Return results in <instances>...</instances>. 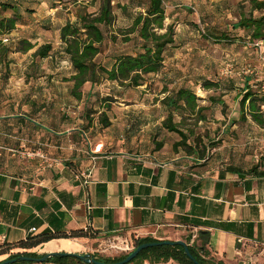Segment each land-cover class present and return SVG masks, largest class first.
<instances>
[{
  "label": "crops",
  "instance_id": "0c3cea01",
  "mask_svg": "<svg viewBox=\"0 0 264 264\" xmlns=\"http://www.w3.org/2000/svg\"><path fill=\"white\" fill-rule=\"evenodd\" d=\"M41 82L35 90L0 97L12 102L0 109V246L43 233L90 231L94 238L53 240L33 250L87 254L107 241L199 245L207 235L208 257L222 264H264V177L229 171L239 166L218 150L203 160L168 144L156 150L165 113L149 92L117 98L113 125L101 130L95 119L86 147L81 126H48L49 111L28 109L47 100ZM107 84L97 89L107 93ZM88 169L93 173L85 184ZM6 259L0 255V263Z\"/></svg>",
  "mask_w": 264,
  "mask_h": 264
},
{
  "label": "trees",
  "instance_id": "16d2710c",
  "mask_svg": "<svg viewBox=\"0 0 264 264\" xmlns=\"http://www.w3.org/2000/svg\"><path fill=\"white\" fill-rule=\"evenodd\" d=\"M55 1L58 4L64 5V0ZM167 1L127 0L125 4L118 3L117 6L122 12L121 15L125 16L131 22L125 31L122 29V35L124 37L122 42L125 44L133 42V50L128 52L115 50L112 54L107 55L103 62L99 61V57L103 55L104 45L108 42L114 45L118 44V35L113 32L107 33L105 30L114 28L117 24L118 18L114 10V0H90L87 1L89 3H82L80 0L71 1L72 5L82 3L83 9H80L75 19H69L58 31V37L61 42L60 54L64 56L65 61H67L72 70L69 77H65L64 79L65 82L69 83L68 92L70 98L84 102L86 107L91 100H97V104H99L97 113H93L92 111L88 113L92 117H95V119H98V126L101 130H108L113 125L112 114L114 108L112 107L110 109L106 104L114 106L119 100L117 98H120V96L128 97L130 92H133V97L140 96L141 93L145 95L150 91L144 90L139 93L137 91L142 87L147 88L149 84L148 79L152 76L161 75L166 68L167 52L169 48L176 44V33L173 25H166ZM252 2L256 10H264V0H253ZM8 6H11L10 9L14 10L16 17L0 20V60L2 64L1 71L4 70V81H8L12 76L13 62L8 60L12 49L4 46L3 42L5 38L9 39L11 32L18 25L19 18H21L18 8L12 5ZM64 6L66 8L69 7L67 4ZM96 6H99L98 9H96ZM93 8L94 10H92ZM4 9H8L6 5ZM234 28L247 31L254 44L259 41H264V14L259 17L243 18ZM203 34L208 42L218 45L234 43L232 38L227 35L216 36L206 32H203ZM54 50L55 48L52 43L38 45L28 40L22 41L16 49V52L23 54L32 52V63L27 71V79L30 82L33 81V90L36 89V81L45 75L43 73L44 66H42V63L45 60L54 59ZM256 54L260 58V53L257 50ZM253 76V74H250L244 78V90L241 94V96L243 95L241 100L242 119L246 120V113H248L257 125L264 128V90H262L260 83L255 82L256 78ZM51 81L49 80L46 88L54 86L53 83H50ZM105 83L111 84V89L107 93H103L97 89ZM174 84L176 85L175 82L166 84L163 81L159 82V85L162 87L158 95H156L157 97H155L154 102L161 103L165 114L164 120L158 126L159 134L155 136L154 144L162 132L177 134L181 139L173 145L175 152L181 153L180 148H183L186 152L184 155L186 156L198 160L210 158L212 152L221 148L220 141L213 139L210 147L204 145L201 148L199 145H193L189 141L194 135V132L185 129L183 127V121H175L176 116L184 120V116L188 114L189 118L196 119L198 123L205 122L207 117L203 113L208 108L199 105L202 99L190 87H186L183 84L171 88ZM214 86H216L215 83L207 81L202 87L211 89ZM217 86L219 85L217 84ZM254 86L258 87L259 90L254 91ZM1 91L2 88H0V97L6 99L8 95H3ZM51 96H54L56 99H52L51 97L45 103L32 102L28 109L35 112L43 109L51 111L54 102H56L55 100H58L56 95ZM48 100H51V102ZM212 101L217 102L216 99H212ZM11 103L9 102V104ZM64 110L69 113L71 106H64ZM95 119L92 120L91 124L86 125L87 120L85 114L80 119L82 123L79 126L82 127L85 134H88L86 137L85 135L83 136V133H80L81 141L83 144H86V147L89 139H92L93 134H95V131L92 134L88 133ZM232 123H235V120ZM163 147L164 142L161 141L157 147L155 146V149L160 150ZM262 168L263 165L261 164L254 165L248 170L240 166H230L228 170L239 174L241 178H246L247 176L264 177V170ZM95 236L90 231H76L71 234L43 233L37 236H30L25 241L17 244L0 246V255H7L8 259H18V262L14 264H36L35 262L21 261L20 258L43 257L44 254L40 255L37 252H33V250L53 240L94 238ZM201 237H207V239H203L202 244L198 245L196 241L193 244L188 242L189 250L198 264H222L208 257L209 252L206 247L209 243L208 236L201 235ZM155 242L158 241L152 238L138 239L135 240V248L142 244ZM127 255L117 257H99L98 255H94V257L101 262L110 264L124 260ZM146 261L151 264H162L169 261H174L177 264H196L188 257L185 249L181 246H158L149 248L142 251L130 264H139ZM47 263L85 264L75 257L51 258Z\"/></svg>",
  "mask_w": 264,
  "mask_h": 264
},
{
  "label": "rangeland",
  "instance_id": "374dc122",
  "mask_svg": "<svg viewBox=\"0 0 264 264\" xmlns=\"http://www.w3.org/2000/svg\"><path fill=\"white\" fill-rule=\"evenodd\" d=\"M73 0H64V5H69L66 11L64 5L56 3L55 0H0V20L16 17L12 5L19 9L20 17L16 29L11 32L9 42L4 46L10 47L12 53L8 60L12 61V76L8 81L3 80L4 70L0 69V88L5 96L10 94H20L28 92L33 86V81H28L27 71L32 63V52L23 54L16 52L22 41L28 40L33 44L52 43L55 48L53 60H45L43 73L40 78L42 87H46L49 80L54 86L46 88L44 93L47 99L51 95H56L53 108L49 111L50 117L48 126L60 123L62 129L79 126V121L85 114L87 122L91 124L95 117L88 112L97 113V100L93 99L87 107L84 102L76 101L69 97V83L65 82V77H69L72 70L61 52V42L58 37L59 29L66 24L67 19L75 18L82 3H89L90 0H80L82 3L72 5ZM253 0H168L166 25H173L176 33V44L169 48L167 52L166 68L159 76L149 78V84L145 90L150 91L151 100L158 95L163 83L175 82L171 88L185 85L196 92L202 99L199 105L207 107L204 111L207 120L198 123L196 119L184 116V120L176 116V122H182L184 128L193 131L194 135L189 141L193 145L203 147L213 142V139L220 141L219 153L225 159H235V163L244 169L252 166L264 165V128L257 125L246 113V120L242 119L241 100L243 98L244 78L250 74L249 69L254 71V78L261 80L264 77L262 62L257 57L252 38L243 29H235L243 18L259 17L264 14V10H256ZM263 1V0H258ZM117 24L113 28L105 29L107 33L113 32L118 35V44L108 42L104 45L103 55L99 61H105L107 55L115 50L128 52L133 50V42L123 43L122 29L130 26L131 22L121 15L118 3L125 4L127 0H114ZM7 6V10L4 6ZM99 6H96L98 9ZM56 9V10H55ZM53 10V11H52ZM94 10V8L92 9ZM203 32L216 36L227 35L234 41L233 44H215L208 42L204 38ZM262 51L264 52V46ZM0 65L1 60H0ZM209 67V68H207ZM257 74V75H256ZM52 77L51 79H49ZM49 79V80H48ZM39 79L36 83H40ZM212 81L216 86L205 89L202 86L205 82ZM217 84L219 86H217ZM111 84H107L106 89H111ZM258 91V87H253ZM140 91H137L138 93ZM133 95V92L128 94ZM105 99L106 96H104ZM52 99H56L54 96ZM216 99L217 102H213ZM51 102V100H48ZM224 103V104H223ZM8 101L0 102V109H7ZM51 105V103H50ZM64 106H71L69 113L65 112ZM85 106V108H84ZM110 109L116 108V104L108 105ZM129 109L139 111L140 106H133ZM86 112V113H85ZM264 112V108H263ZM235 120V123L232 121ZM160 141L168 144L173 149L175 142L180 140L177 134L165 133L160 137ZM158 139V140H159ZM196 141V142H195ZM160 142L156 140L157 147ZM181 153L185 150L180 148ZM113 241V239H112ZM135 249V244L105 242L94 247L92 256L117 257L127 255ZM43 255V253H38Z\"/></svg>",
  "mask_w": 264,
  "mask_h": 264
},
{
  "label": "water",
  "instance_id": "95a60500",
  "mask_svg": "<svg viewBox=\"0 0 264 264\" xmlns=\"http://www.w3.org/2000/svg\"><path fill=\"white\" fill-rule=\"evenodd\" d=\"M158 246H181L185 249L186 254L190 259H192L196 264H198L197 260L191 254L189 247L186 242L178 240V241H158L155 243H146L142 244L139 247L135 248L131 253L127 255V257L118 262V263H110V264H130L133 260H135L142 251L147 250L149 248L158 247ZM56 257H75L79 260L83 261L85 264H108L99 261L91 254H78V253H66V252H52L46 253L41 258H30V257H21V261L27 262H35V263H47L51 258ZM18 262V259H6L5 261L1 262L0 264H14Z\"/></svg>",
  "mask_w": 264,
  "mask_h": 264
},
{
  "label": "built area",
  "instance_id": "2783aa9c",
  "mask_svg": "<svg viewBox=\"0 0 264 264\" xmlns=\"http://www.w3.org/2000/svg\"><path fill=\"white\" fill-rule=\"evenodd\" d=\"M43 1H45V0H43ZM8 42H9V39H8V38H5V39H4V43H8ZM254 45H255V47H256L257 49L260 50V51H259V53H260V60H261V62H262L263 68H264V52L262 51L263 46H264V41L256 42ZM247 72L250 73V74H255L254 71H252V70H250V69H249ZM256 75H257V74H256ZM255 82L260 83L262 90H264V79H263V80H262V79H261V80H259V79H255ZM92 173H93L92 169H88V170L83 174V177H84V180H85V182H84L85 184H88V183L90 182L91 177H92Z\"/></svg>",
  "mask_w": 264,
  "mask_h": 264
}]
</instances>
